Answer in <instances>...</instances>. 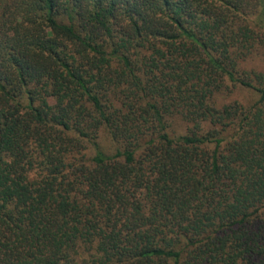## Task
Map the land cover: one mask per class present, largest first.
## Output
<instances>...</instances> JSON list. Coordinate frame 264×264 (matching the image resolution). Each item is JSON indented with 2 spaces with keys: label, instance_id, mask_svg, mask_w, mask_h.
Masks as SVG:
<instances>
[{
  "label": "trees",
  "instance_id": "1",
  "mask_svg": "<svg viewBox=\"0 0 264 264\" xmlns=\"http://www.w3.org/2000/svg\"><path fill=\"white\" fill-rule=\"evenodd\" d=\"M0 264H264V0H0Z\"/></svg>",
  "mask_w": 264,
  "mask_h": 264
}]
</instances>
